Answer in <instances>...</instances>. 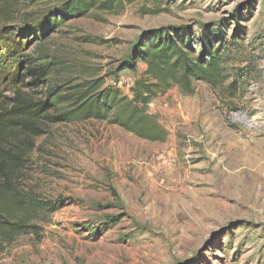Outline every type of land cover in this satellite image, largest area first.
Instances as JSON below:
<instances>
[{"label": "rangeland", "instance_id": "rangeland-1", "mask_svg": "<svg viewBox=\"0 0 264 264\" xmlns=\"http://www.w3.org/2000/svg\"><path fill=\"white\" fill-rule=\"evenodd\" d=\"M122 1L51 34L45 46L62 68L54 82L104 78L130 96L146 65L120 67L143 33L244 27L243 45L228 54L230 78L152 103L164 143L107 122L44 125L21 183L66 206L34 220L38 235L0 238V264H264V0ZM22 38L33 53L31 32ZM5 51L0 102L18 75Z\"/></svg>", "mask_w": 264, "mask_h": 264}, {"label": "trees", "instance_id": "trees-1", "mask_svg": "<svg viewBox=\"0 0 264 264\" xmlns=\"http://www.w3.org/2000/svg\"><path fill=\"white\" fill-rule=\"evenodd\" d=\"M122 5V0H0V47L6 46V64L17 67L18 74L9 89L13 97L0 102V238L7 242L38 235L34 220L66 206L39 199L21 183L35 150L32 140L44 134V125L107 122L143 140L164 143L167 133L150 113L152 103L176 87L191 94L197 82L225 88L230 78L228 54L243 45L244 27L236 26L230 36L223 29L194 35L185 27L143 33L120 67V72H137L140 62L146 65L130 96L107 86L104 78L54 82L62 68L45 46L51 34L94 11L113 12ZM27 31L36 39L30 54L22 38ZM236 85L234 80L227 90Z\"/></svg>", "mask_w": 264, "mask_h": 264}, {"label": "bare ground", "instance_id": "bare-ground-1", "mask_svg": "<svg viewBox=\"0 0 264 264\" xmlns=\"http://www.w3.org/2000/svg\"><path fill=\"white\" fill-rule=\"evenodd\" d=\"M264 165H258L256 174L262 173ZM264 172V171H263Z\"/></svg>", "mask_w": 264, "mask_h": 264}]
</instances>
